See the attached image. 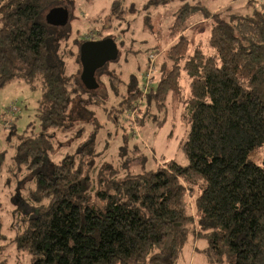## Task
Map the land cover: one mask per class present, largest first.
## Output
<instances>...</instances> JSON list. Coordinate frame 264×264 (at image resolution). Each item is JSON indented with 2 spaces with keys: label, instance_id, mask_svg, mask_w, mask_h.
Instances as JSON below:
<instances>
[{
  "label": "trees",
  "instance_id": "16d2710c",
  "mask_svg": "<svg viewBox=\"0 0 264 264\" xmlns=\"http://www.w3.org/2000/svg\"><path fill=\"white\" fill-rule=\"evenodd\" d=\"M63 1L0 0V93L15 82L40 92L39 129L31 125L14 144L13 126L4 136L13 149L9 164L0 143V175L7 166L18 183H32L26 193L17 190L15 251L30 264H178L192 239L207 264H264V4L247 0L243 10L211 12L202 0H144L141 11L136 2L114 3L103 29L117 31L137 13L178 5L168 45L147 52L162 51L151 83L159 74L160 80L146 94L131 80L122 102L161 127L181 112L188 163L171 161L120 180L119 169L104 162L99 173L107 177L95 185L97 129L74 153L50 159L61 135L83 133L79 121L91 114L94 99H103L107 64L96 71L98 88L87 89L80 51L97 41L73 34L75 6ZM56 8L68 11L66 25L47 22ZM194 16L211 28L206 45L193 48ZM88 34L113 41L118 60L124 41L101 30ZM109 77L120 82L115 73ZM6 241L0 223V264H8Z\"/></svg>",
  "mask_w": 264,
  "mask_h": 264
},
{
  "label": "rangeland",
  "instance_id": "374dc122",
  "mask_svg": "<svg viewBox=\"0 0 264 264\" xmlns=\"http://www.w3.org/2000/svg\"><path fill=\"white\" fill-rule=\"evenodd\" d=\"M117 1L119 0L63 1L75 6V17L72 20L73 34L76 33L86 41L98 42L99 36L95 37L94 34L88 33L91 30L95 32L101 30L103 36L115 34V37L119 38L116 39L117 43L119 40L125 43V46H119L121 55L118 56V60L107 63L103 69L100 76L101 83L104 85L103 90H101L103 99H94L95 101L89 106L91 114L85 120L79 121L83 127V133L69 132L68 135H61L59 139L62 146L60 145L57 153L50 157L53 163L59 162L64 156L74 153L78 145L97 129L96 149L100 153V157L97 159V168L94 173L95 185L99 183L100 179L107 177L106 173H99V167L104 162L111 163L119 169L118 179L120 180L138 174L144 169H156L159 165L164 166L171 161L183 166L188 163L182 147L186 141L189 127L181 112L175 119L173 115H168L165 124L161 127L159 124L157 125V119L153 120L149 116H143L140 112L138 114L134 111H127V103L122 102L124 95L129 92L128 86L131 80H134L136 86L144 94L151 90L146 89L145 73L149 55L147 52L150 47L155 45H158L161 50L168 45V32L173 24L178 5L173 4L166 8L153 10L150 16L146 11L137 13L129 17L128 22L117 31L103 29L104 22H106L107 27L110 25L108 15ZM123 1H126L127 5L136 2L139 6L138 11L144 10V0ZM202 1L211 12H217L229 5H233L236 10L240 11L243 10L242 8L247 2V0ZM256 1L264 4V0ZM147 16L150 18L149 20L146 18ZM190 23L194 24L188 31V34L191 35L192 47H196L199 43H204L205 46L211 24L199 16H194ZM122 30H126V32L123 33ZM73 37L74 35H72ZM109 73H115L120 82L116 84L115 81H112ZM158 80H160V74L154 77L152 87H155ZM39 98L40 92L34 91L30 85L24 82L12 83L0 93V130L3 129V134H0V143L2 149L7 150L8 164L13 149H9L8 144L3 141L4 136L8 132V128L13 126L15 129L14 144L17 135L26 132L31 125L35 129H39L37 111ZM139 103L145 106L146 99L144 101L140 98ZM113 109L122 111H113ZM116 117L118 122L113 120ZM139 117L143 124H138ZM162 117L164 115L159 114V119ZM137 148L141 152H135ZM259 157L253 159L257 162ZM7 169L6 166L5 171L0 175V223L3 227V233L7 237L6 242L11 246L6 254L8 264H30L28 256L15 251L10 225L14 219L15 208L19 205L17 190L20 188L22 193H26L32 183L24 180L18 183L15 176L6 172ZM23 176L31 177L26 173ZM178 264H207V261L203 253L195 250V244L191 239Z\"/></svg>",
  "mask_w": 264,
  "mask_h": 264
},
{
  "label": "water",
  "instance_id": "95a60500",
  "mask_svg": "<svg viewBox=\"0 0 264 264\" xmlns=\"http://www.w3.org/2000/svg\"><path fill=\"white\" fill-rule=\"evenodd\" d=\"M69 20L65 8H56L47 15V22L52 26H64ZM80 58L83 65L81 80L89 90L98 88L96 71L106 63L116 60L117 47L111 40L85 43L81 47Z\"/></svg>",
  "mask_w": 264,
  "mask_h": 264
},
{
  "label": "built area",
  "instance_id": "2783aa9c",
  "mask_svg": "<svg viewBox=\"0 0 264 264\" xmlns=\"http://www.w3.org/2000/svg\"><path fill=\"white\" fill-rule=\"evenodd\" d=\"M161 54L158 52H153L148 56V65L146 69V79H147V85L146 89L148 90L151 86V78L156 72L159 62H160Z\"/></svg>",
  "mask_w": 264,
  "mask_h": 264
}]
</instances>
